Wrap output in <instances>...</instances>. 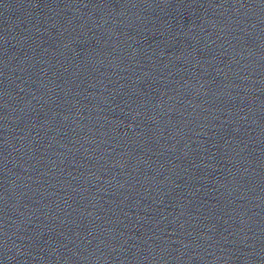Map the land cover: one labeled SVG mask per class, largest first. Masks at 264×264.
Segmentation results:
<instances>
[{
  "label": "water",
  "instance_id": "95a60500",
  "mask_svg": "<svg viewBox=\"0 0 264 264\" xmlns=\"http://www.w3.org/2000/svg\"><path fill=\"white\" fill-rule=\"evenodd\" d=\"M0 264H264V0H0Z\"/></svg>",
  "mask_w": 264,
  "mask_h": 264
}]
</instances>
